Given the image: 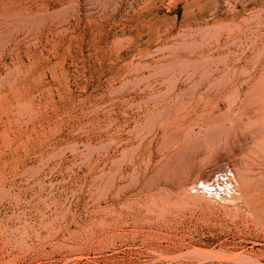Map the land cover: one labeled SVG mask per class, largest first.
<instances>
[{"label": "rangeland", "instance_id": "374dc122", "mask_svg": "<svg viewBox=\"0 0 264 264\" xmlns=\"http://www.w3.org/2000/svg\"><path fill=\"white\" fill-rule=\"evenodd\" d=\"M263 159L264 0H0V264H264Z\"/></svg>", "mask_w": 264, "mask_h": 264}, {"label": "bare ground", "instance_id": "6f19581e", "mask_svg": "<svg viewBox=\"0 0 264 264\" xmlns=\"http://www.w3.org/2000/svg\"><path fill=\"white\" fill-rule=\"evenodd\" d=\"M223 81V80H222ZM256 89V88H255ZM255 94V93H254ZM251 105V104H250ZM251 109V108H250ZM222 120V119H221ZM235 122V121H234ZM221 129V128H220ZM260 129V128H259ZM223 130V129H222ZM252 131V130H251ZM259 133V132H258ZM263 136V135H262ZM212 139V138H211ZM257 141V140H256ZM215 142V141H214ZM215 144V143H214ZM227 144V143H226ZM257 148V147H256ZM254 149V148H253ZM213 150V149H212ZM257 150V149H256ZM261 152V151H260ZM256 153V152H255ZM258 153V152H257ZM260 154V153H259ZM187 155V154H186ZM257 155V154H256ZM252 156V155H251ZM252 158H254V157H252ZM262 159V158H261ZM264 160V159H263ZM260 161H262V160H260ZM181 168V167H180ZM201 168V167H200Z\"/></svg>", "mask_w": 264, "mask_h": 264}]
</instances>
